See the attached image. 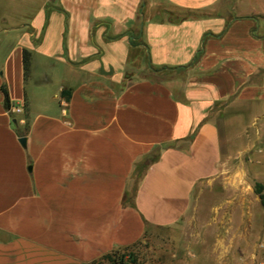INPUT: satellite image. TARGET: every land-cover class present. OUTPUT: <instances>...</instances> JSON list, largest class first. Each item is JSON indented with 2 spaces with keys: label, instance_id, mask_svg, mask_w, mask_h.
Listing matches in <instances>:
<instances>
[{
  "label": "crops",
  "instance_id": "obj_1",
  "mask_svg": "<svg viewBox=\"0 0 264 264\" xmlns=\"http://www.w3.org/2000/svg\"><path fill=\"white\" fill-rule=\"evenodd\" d=\"M220 105L264 129V0H0V264L176 223L216 173Z\"/></svg>",
  "mask_w": 264,
  "mask_h": 264
},
{
  "label": "rangeland",
  "instance_id": "obj_2",
  "mask_svg": "<svg viewBox=\"0 0 264 264\" xmlns=\"http://www.w3.org/2000/svg\"><path fill=\"white\" fill-rule=\"evenodd\" d=\"M231 130L222 133L215 175L195 187L176 223L147 227L143 237L111 259L88 264H264V129L248 112L220 105ZM262 153H261V149ZM132 264V263H130Z\"/></svg>",
  "mask_w": 264,
  "mask_h": 264
},
{
  "label": "trees",
  "instance_id": "obj_3",
  "mask_svg": "<svg viewBox=\"0 0 264 264\" xmlns=\"http://www.w3.org/2000/svg\"><path fill=\"white\" fill-rule=\"evenodd\" d=\"M23 64H24V72H25V76L26 74L28 73V69H29V52L24 49L23 50ZM2 90H3V93H4V105L7 109L10 110V100H9V96H8V93L4 87V85L1 86ZM134 244V243H133ZM132 244V245H133ZM131 245L129 246H126V247H123V249H128ZM120 249L122 248H115L113 251L109 252V253H106L104 254L101 258L95 260V261H99L100 259H111L113 261V257L115 256V254L119 253ZM123 254L120 256V261L122 264H136V260L133 256H129L130 257V260H129V263H125L123 262Z\"/></svg>",
  "mask_w": 264,
  "mask_h": 264
},
{
  "label": "built area",
  "instance_id": "obj_4",
  "mask_svg": "<svg viewBox=\"0 0 264 264\" xmlns=\"http://www.w3.org/2000/svg\"><path fill=\"white\" fill-rule=\"evenodd\" d=\"M10 110L14 111V112H21L22 111V108L20 105H11L10 106ZM259 247L261 249H264V240H262L260 243H259Z\"/></svg>",
  "mask_w": 264,
  "mask_h": 264
},
{
  "label": "water",
  "instance_id": "obj_5",
  "mask_svg": "<svg viewBox=\"0 0 264 264\" xmlns=\"http://www.w3.org/2000/svg\"><path fill=\"white\" fill-rule=\"evenodd\" d=\"M20 141L23 142V143H25V137H24V136L21 137V138H20Z\"/></svg>",
  "mask_w": 264,
  "mask_h": 264
}]
</instances>
